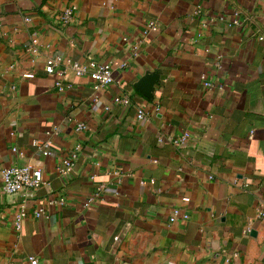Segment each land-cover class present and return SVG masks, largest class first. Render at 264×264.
Masks as SVG:
<instances>
[{
    "label": "crops",
    "instance_id": "obj_1",
    "mask_svg": "<svg viewBox=\"0 0 264 264\" xmlns=\"http://www.w3.org/2000/svg\"><path fill=\"white\" fill-rule=\"evenodd\" d=\"M71 62L115 81L96 101ZM12 165L44 183L0 194V264H264V0H0V183Z\"/></svg>",
    "mask_w": 264,
    "mask_h": 264
},
{
    "label": "built area",
    "instance_id": "obj_2",
    "mask_svg": "<svg viewBox=\"0 0 264 264\" xmlns=\"http://www.w3.org/2000/svg\"><path fill=\"white\" fill-rule=\"evenodd\" d=\"M76 7L75 6H69L63 10V12L60 14V20L62 23L66 24L70 22V20L73 17V14L75 12ZM26 22H30L31 18L26 16L25 18ZM237 22V21H235ZM157 30V22L150 21L147 27V30L145 33L149 31H156ZM38 43L37 38L32 39V44L36 46ZM35 51V49H34ZM61 62L60 58H57L52 61L50 65L46 67V71L53 73L55 71V66L58 65ZM73 72L77 76H89L93 82H94V91H95V100L97 101L98 98V92L103 89L104 87L111 85L114 83L115 79L113 76V69L110 63H97V62H90L89 64H82L80 62H71L69 66ZM65 72L60 71V73ZM56 85L62 89L63 83L62 81H58ZM207 85H210V83H207ZM114 101L119 104H124L126 106L131 105V99L127 95L123 96H116ZM146 116V113L144 110L139 109L138 110V117L140 119H143ZM84 128V124L80 123L78 124V129ZM189 134L186 132L184 133L179 139L174 140L175 143L178 142H184L188 138ZM44 154L49 155L51 154V150L49 148V145L44 146ZM81 151L80 146L76 147V149L72 152L71 156L64 160L62 168H60V173L63 175H68L69 172L72 170L75 161L78 159L79 153ZM44 183V177L43 172L39 168H31L27 165H12L5 167L1 170V183H0V194H19L29 189H35L40 187ZM94 198H90L88 201L85 202V205L88 206L93 202ZM184 200H189L188 198H184ZM48 202L51 205H64L66 202L65 196L60 197H54L50 196L48 198ZM181 210L178 208H175L172 212V215L170 217V221H175L178 216L180 215ZM35 214L40 216L42 214V209L36 210ZM22 217L26 216V213L23 212L21 214ZM185 218H187V215H184ZM260 217L262 220H264V203L260 210ZM38 260L37 258H31L32 264H37Z\"/></svg>",
    "mask_w": 264,
    "mask_h": 264
},
{
    "label": "water",
    "instance_id": "obj_3",
    "mask_svg": "<svg viewBox=\"0 0 264 264\" xmlns=\"http://www.w3.org/2000/svg\"><path fill=\"white\" fill-rule=\"evenodd\" d=\"M155 76H150L144 79L137 87L144 92L148 97H151L150 88L152 86V81H154Z\"/></svg>",
    "mask_w": 264,
    "mask_h": 264
}]
</instances>
